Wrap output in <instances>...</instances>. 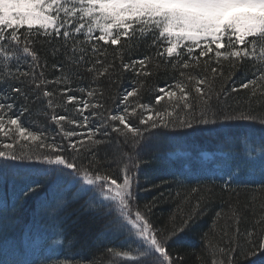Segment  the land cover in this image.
<instances>
[{"label": "snow or ice", "instance_id": "1", "mask_svg": "<svg viewBox=\"0 0 264 264\" xmlns=\"http://www.w3.org/2000/svg\"><path fill=\"white\" fill-rule=\"evenodd\" d=\"M25 26L26 32L20 33V29ZM41 35L48 43L62 42L61 47L70 51L73 56L79 44L81 54L76 57L77 63L85 62V53L90 51L97 59L93 61V66L86 70L94 72L97 77L107 71L105 68H95V65L105 63L99 57L107 54L99 42L103 45L120 46L114 49L119 52L125 48L137 47L149 37H151L149 47L156 50L154 54L121 63V71L131 70L137 77L149 76L152 74L149 63L156 57L164 58L173 67L178 66L181 69L198 67L203 57L214 59L216 65H220L221 60L231 59L234 68L235 64L242 63L249 57L264 60V0H0V59L4 61V67L0 68V133L12 141L0 147V171L14 164L39 165L35 171L43 176L55 177L57 180L66 178L68 188L77 186V194H88L82 206L85 213L104 221L92 238L94 244L102 243L106 234L113 231L115 234H124L127 238L126 244L120 247L127 248L131 245L145 254V259L135 261L133 256L129 255V251H124L123 255L133 261V264H182L181 258L169 251L170 242L174 241L179 232L184 231L195 218L199 202L185 216L179 229L154 228L149 218L151 207L145 205L144 209L140 210L135 205L134 189L139 165L133 163L131 168L126 165L122 176L105 174L104 169L100 167L101 160L97 159L91 147L104 144L105 140L92 137L96 133L103 137L109 136L110 132L116 133L123 136L125 142L130 143L134 149L139 147L141 151H146L152 147L153 138L146 136L145 133L152 129H195L211 132L215 129L208 127L210 125L256 122L257 117L244 109H227L219 104L210 106L208 100L212 96V81L209 77L201 75L197 78L181 71L180 75L188 82L194 81L192 87L195 93L205 97L198 111L189 101V92L186 91L189 84L183 80L157 89L160 94L155 97V104L159 105L167 97L169 101L176 100L174 110L181 109L182 114L175 116L171 121L168 118L174 116V111H157L155 113L157 119H154L151 104L141 103L139 100L130 103L129 98L138 97L139 89L129 87L119 97L117 108L123 105L122 109L107 117V120L117 123L110 125V132L109 130L101 132L102 128H109L103 121L102 114L83 113L88 109H101L104 106L99 101L67 96L69 103L75 101L80 105L77 111L81 114V119L72 120L63 115L52 114L51 121L61 125L62 121L67 120L69 124H75L77 128H86L88 131L87 133L64 131L61 127L59 131L63 139L58 142L55 134L49 137L46 132L35 133L22 124L21 118L27 108L21 106L17 111L13 95L19 94L25 100L28 99L25 90L13 83V81L24 83L22 79L24 77L29 78L28 82L35 84L37 88L41 83H48L45 80H37L35 69L38 67L39 57L35 49L30 47L34 43L32 38ZM84 44H90V48L86 49L83 47ZM12 45L16 46V51H12ZM59 51L60 49L56 48L53 55ZM17 52L30 58L26 63H29L31 70L21 67ZM185 56L188 57L187 60L184 59ZM203 63L207 66L209 61L205 60ZM253 67L252 78L239 87L233 84L229 91L248 89L250 84L258 82L264 86V63L257 64L253 61ZM210 71L213 78L225 76L221 67L212 66ZM61 82H64L63 76L56 81ZM205 88L208 89L207 93ZM69 91L71 89L66 87L65 95ZM79 91L83 93L85 89L80 88ZM95 94L94 88L86 91L89 98ZM52 95L50 91L43 92L44 97ZM224 95L227 96L228 91H224ZM48 107L53 108L54 105L49 101ZM137 109L143 110L138 124L147 125L144 129L130 122V116H136ZM94 117H101L102 122L98 126L88 128ZM259 123L264 124V115L259 117ZM10 133L15 135L10 136ZM85 134L91 139V145L86 149L91 153L90 156H85L81 151L84 148ZM41 137L44 139L41 140ZM73 137L79 139L74 140ZM19 139L41 143L31 152H26L25 146H21L19 151H14V144L19 143ZM65 139L67 143L64 142ZM44 149L47 150L43 151ZM104 162L110 163L107 160ZM247 163L251 166L249 175L255 178V173L258 172L261 182H264V156ZM239 170L240 165H237L235 169L230 168L225 174L240 182L242 176L238 174ZM185 172L191 176L189 167L185 168ZM39 187V183L30 184L22 193L23 199L26 200ZM75 198L76 195L73 199ZM69 202L62 196L54 197L48 208L49 215L55 217ZM37 239L41 238L37 236ZM55 243L63 244L65 241L56 239ZM73 243L78 241L73 238L66 246L71 247ZM237 247L240 255L244 257L249 254L254 257L258 253L264 254V220L260 221L258 233L246 230L243 245L237 244ZM235 250L236 248H232L229 251ZM116 254L120 255L119 252ZM148 256L154 259L148 260ZM228 264H235V260H229ZM253 264H264V255Z\"/></svg>", "mask_w": 264, "mask_h": 264}, {"label": "trees", "instance_id": "2", "mask_svg": "<svg viewBox=\"0 0 264 264\" xmlns=\"http://www.w3.org/2000/svg\"><path fill=\"white\" fill-rule=\"evenodd\" d=\"M26 30L25 26V28L20 29V33H24ZM21 38L23 39V37ZM32 39L34 43L30 47L35 49L39 57L38 67L35 69L37 80H45L48 83H41L40 87L37 88L35 84L28 82L29 78L27 77L22 78L24 83L13 81L16 86L22 87L28 96V99L25 100L19 94H13L16 110L18 111L21 106H26L27 111L21 118L22 124L35 133L46 132L49 137L55 134L58 142L63 139L59 131L61 127L64 131L84 133L88 131L86 128H77L75 124H69L67 120L62 121L61 125H56L55 122L51 121L52 114L63 115L72 120L81 119V114L77 111L80 105L75 101L69 103L67 96L99 101L104 106L101 109H88L83 113L84 115L89 112L102 114L103 121L109 125V128H102L101 132L105 130L110 132V125L117 123L107 120V117L122 109L123 105L117 108L119 97L129 87L139 89L138 97L129 98L130 103L139 100L141 103L151 104L154 119H157L155 115L157 111H174V116L168 118L171 121L175 116L182 114L181 109L175 108L174 110L173 106L176 104V100L169 101L167 97L159 105L155 104V97L160 94L157 89L177 80H183L189 84L186 89L189 92V101L198 111L205 97H200L195 93L192 87L194 81L188 82L185 77L180 75L181 71L186 74L190 73L197 78L201 75L209 77L212 81V96L208 100L210 106L219 104V106L227 109H244L255 115L257 117L256 122L210 125L208 127L215 129L211 132L195 129H152L145 133L146 136L153 138L152 147L146 151H141L139 147L134 149L130 143L125 142L123 136L111 132L107 137L96 133L92 139H104L105 143L91 147L92 151L96 153L97 159L101 160L100 167L104 169L105 174L113 176L120 174L122 176L123 168L126 165L129 168L133 163L139 165L138 171H136L137 183L134 189L135 205L140 210H143L145 205L151 207L149 218L154 228L179 229L185 216L199 202L200 206L195 218L189 222L184 231L179 232L174 241L170 242L169 251L181 258L182 264H228L229 260H235V264H253L254 261L260 260L261 255L264 254L258 253L255 257L251 254L247 257L241 256L237 244L243 245L246 230L256 233L260 231V221L264 220V182L248 186L232 185L211 178L194 180L187 174L181 173L184 172L183 167L185 165L191 170L198 169L199 165H197L196 160H200L201 154L205 153L211 155L222 153L226 157L230 155L231 159L229 160L227 157L226 163H230L234 167L240 165L241 169L251 167L245 162L236 163V161L242 160L245 151V147L242 142L238 141V137H246V128L251 129L248 132L256 134L259 138L264 136V124L259 123V117L264 115V86L258 82L254 85L250 84L248 89H241L238 92L229 90L233 84L239 87L243 82L252 78L253 61L260 64L264 63V60H260L258 57H249L242 63L235 64L233 68L231 59L221 60L220 65H216L214 59L203 57L198 67L181 69L178 66L173 67L164 58L156 57L149 63L152 74L137 77L131 70L121 71L120 65L143 58L145 55L154 54L156 50L149 47L151 37L141 42L137 47L125 48L119 52L114 51V49L120 46L103 45L102 42H99L106 49L107 54L99 57L105 63L97 64L95 68H105L107 71L97 77L94 72L86 70L88 67H92L93 61L97 59V57L92 56L90 51L85 53V62H76V57L81 54L79 44H77V52L73 56L70 51L61 47L62 42L52 41L48 43L42 35ZM83 47L89 49L90 44H84ZM56 48H59L60 51L53 55ZM12 51H16L15 45H12ZM209 55L212 56V54ZM17 57L22 68L31 70L29 63H26L30 58L25 57L20 52H17ZM184 59L187 60L188 57L185 56ZM205 60L209 61L207 66L203 63ZM212 66L221 67L225 76L213 78L210 71ZM3 67L4 61L0 59V68ZM62 76L64 82L56 83ZM66 87L70 88L71 91L65 95L64 89ZM80 88H84L85 92H80ZM90 88L96 89V94L92 98L86 95V91ZM45 90L52 92L53 95L44 97L43 92ZM204 90L206 93L208 92L207 88ZM224 91H228L227 96L224 95ZM217 94H219V100H217ZM177 97H179L178 90ZM49 101L54 105L53 108L48 107ZM142 111V109H137L136 116H130V122L136 123L138 127L144 129L147 125L138 124ZM101 122V117H94L88 128L98 126ZM14 135V133H10V136ZM226 136L237 140L233 144H227L225 143ZM43 139L41 137V140ZM72 139H79V137ZM181 139H184L183 144L173 143L174 140ZM9 142L12 141L0 133V147ZM64 142L67 143V140L65 139ZM249 142L253 148L258 149L259 152H264V139H251ZM40 143L41 141L33 142L30 139L27 141L19 139V143L14 144L13 150L19 151L21 146H25L24 150L31 152ZM90 145L91 139L85 134L84 148L81 149L85 156L91 155L90 152L86 151ZM178 152L187 155L185 164L177 159L168 161ZM105 160L110 161V163H105ZM27 168L36 169L39 168V165L14 164L12 167L0 171V264L10 258L6 254H21L23 237L28 238L27 242L30 243L37 236H40L41 229L55 231L56 237L55 234L49 233V240L54 245L56 239L64 240L65 243L62 244L60 252L53 253L54 251H52L51 253L50 250L49 255H46L49 246L45 247L42 251L43 256L41 253V257L33 264H133V261L128 260L123 255L124 251H129V255L133 256L135 261L146 258L145 254L139 252L137 247L131 245L127 248L120 247L127 242L124 234L120 235L109 231L102 243L99 245L93 243L92 238L104 221L90 213H85L82 206L85 204L88 194H77V186L68 188L66 182L61 185V189H65L62 192V197L67 198L70 202L55 217L49 215L48 195L54 188L53 185L59 180L55 177L46 176L31 178L32 180L27 181L22 178V175L15 176L13 174L15 169ZM63 179L66 180V178ZM33 183H39L40 187L24 200L22 197L24 189ZM58 183L60 184V182ZM74 195H76L75 199H73ZM42 202H46V205L39 210V205ZM61 233L63 235H60ZM73 238L78 243H73L71 247H67V242L72 241ZM232 248H236V250L230 252L229 250ZM117 252L120 255H117ZM147 259L152 260L154 257L148 256ZM8 263L14 264L13 261ZM25 264H30V262Z\"/></svg>", "mask_w": 264, "mask_h": 264}, {"label": "rangeland", "instance_id": "3", "mask_svg": "<svg viewBox=\"0 0 264 264\" xmlns=\"http://www.w3.org/2000/svg\"><path fill=\"white\" fill-rule=\"evenodd\" d=\"M251 129H245L246 131V137L244 136H240L238 137V141L242 142V145H244L245 147V151L243 154V158L242 160H238L236 161V163L238 164H242V162L247 163L248 161L251 160H259V158L261 156H264V152H259L258 149L253 148L249 143V141H251V139L253 140H259V139H264V136H262V138H259L256 134L254 133H249L248 131ZM254 136V137H253ZM256 137V138H255ZM177 140V139H176ZM174 140V144L175 143H180L183 144L184 143V139L178 140L176 141ZM237 139H232L230 137L226 136L225 139V143L227 144H233ZM182 152H178L177 155H175L174 157H170V159L168 160L169 162L174 161V159L180 160L182 161L183 164H185V160H187V155L185 154H181ZM254 153V155H253ZM180 154V155H178ZM201 159L196 160L197 165H199L198 169H194L191 170V176H189V174L187 172H185V168L187 167L186 165L183 167L184 172H182L181 174H187L190 178L194 179V180H200V179H214V180H220L224 183L227 184H232V185H243V186H248L251 184H261V180L259 177L258 172L255 173V178H252L249 173L251 171V167H243L244 169L239 170L238 174H240L242 176V179L240 182H237L235 180H233L232 176L230 175H226L225 173L231 168V169H235L236 167H234L233 165H231L230 163H226V159L227 157L229 158V160L231 159L230 155H228L227 157L224 154H201ZM235 157V156H233ZM228 160V159H227ZM15 174V176H21L22 178L30 181L36 178H40V177H46L41 175L39 172L35 171V169L33 168H27V169H15L13 171ZM20 174V175H19ZM60 182V184L58 183ZM58 182H56L53 186L54 188L51 189V193L48 195L49 198V203L51 204L53 201L54 197H61L62 192L65 190L64 188L61 189V185L64 184L66 182L65 179H60ZM81 195V194H79ZM46 205V202H42L39 205V210H41L42 208H44ZM49 206V205H48ZM99 207V205H97ZM27 230H30L27 228ZM40 238L41 239H37V237L35 239H33L30 243L27 242L28 238H25V236L23 237L22 240V253L20 254H6V256L10 257L7 260H4L3 262H1V264H9V261H13L14 264H25L26 262H30V264H33L34 262H36L38 260V258H40V254L42 253L43 249L47 246H49V248L46 251V255L50 254V250L51 253L52 251H54L53 253H58L60 252V249L62 247V244H56L55 245L53 243L50 242L49 240V233L55 234V237L57 236L55 231L52 230H46V229H41L40 230ZM134 232V230H133ZM48 235V237H46ZM121 235V234H120ZM119 236V235H118ZM18 248V246H17ZM4 251V250H1ZM18 251V249H17ZM15 251V252H17ZM138 251L140 252L139 248ZM5 252V251H4ZM143 253V252H142ZM45 255V252H44ZM55 255V254H53ZM21 256V258H20ZM43 256V253H42Z\"/></svg>", "mask_w": 264, "mask_h": 264}]
</instances>
